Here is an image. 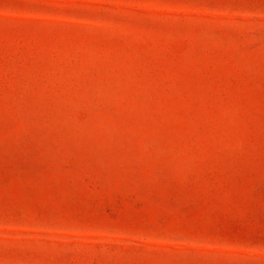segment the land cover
Instances as JSON below:
<instances>
[{"label":"rangeland","instance_id":"obj_1","mask_svg":"<svg viewBox=\"0 0 264 264\" xmlns=\"http://www.w3.org/2000/svg\"><path fill=\"white\" fill-rule=\"evenodd\" d=\"M0 264H264V0H0Z\"/></svg>","mask_w":264,"mask_h":264}]
</instances>
